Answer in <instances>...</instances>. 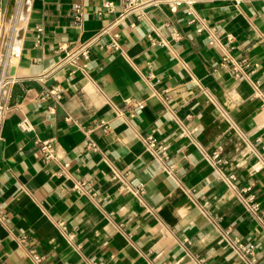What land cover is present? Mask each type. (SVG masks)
Segmentation results:
<instances>
[{
    "label": "crops",
    "instance_id": "obj_1",
    "mask_svg": "<svg viewBox=\"0 0 264 264\" xmlns=\"http://www.w3.org/2000/svg\"><path fill=\"white\" fill-rule=\"evenodd\" d=\"M25 1L7 37L0 0V264H35L31 250L42 264H264V222L242 194L264 209V0L118 24L125 0ZM226 53L259 65L261 90Z\"/></svg>",
    "mask_w": 264,
    "mask_h": 264
},
{
    "label": "built area",
    "instance_id": "obj_2",
    "mask_svg": "<svg viewBox=\"0 0 264 264\" xmlns=\"http://www.w3.org/2000/svg\"><path fill=\"white\" fill-rule=\"evenodd\" d=\"M197 0H125L122 6V11L116 20L115 24H118L123 19H125L127 16L140 11V10H146L151 8H162L164 6L168 7L171 12H176L181 8H186L189 11H193L194 6L196 5ZM105 9L109 12H112L114 10V5L112 3H108L105 5ZM76 16L77 18L80 17V8H75ZM118 33L113 34V38H118ZM80 53L78 55L81 56H87L88 50L80 49ZM69 57L72 59H75L78 57L77 53H69ZM231 64L230 69L232 71V74L236 78L241 79H247L252 82V85L254 88L259 91L261 90V83L257 80H252L255 73L258 71L259 65L257 63H250L247 59H234L229 53H226L222 60V65L227 66ZM8 84L7 81H4L0 79V92L2 88ZM128 104L131 105L136 110H141L143 108V104L129 100ZM144 142L147 146V149L155 155L159 160H161L164 163L168 164L169 170L173 168V165L169 163L170 157L168 155L167 146L164 145L162 142H160L155 135H148L144 138ZM38 145L40 146L44 157L46 159H51L54 157L55 148L54 143L51 140L48 141H39ZM212 160L214 164L220 168L221 166L225 165L227 161L223 158H221L217 153L212 156ZM232 180H235L234 176H231ZM250 188L242 189V194L245 203L247 204L248 208L250 209L251 213L254 215V217L264 222V209L260 205V203L257 202L256 196L250 192ZM4 216L1 214V203H0V218H3ZM253 249V247H251ZM32 259L35 264H42V257L36 253L35 250L30 251Z\"/></svg>",
    "mask_w": 264,
    "mask_h": 264
},
{
    "label": "rangeland",
    "instance_id": "obj_3",
    "mask_svg": "<svg viewBox=\"0 0 264 264\" xmlns=\"http://www.w3.org/2000/svg\"><path fill=\"white\" fill-rule=\"evenodd\" d=\"M24 0H17V6H16V9H15V12H14V16L8 20V22H11L10 24L7 25V28L4 30V33L7 37H9L11 35V28L14 27L16 24H18L19 22V18H20V10H21V15L22 17H25L24 13H23V8H24V4L25 2L23 3ZM23 3V4H22ZM18 32H19V29L16 31L15 33V39L17 40V36H18Z\"/></svg>",
    "mask_w": 264,
    "mask_h": 264
},
{
    "label": "bare ground",
    "instance_id": "obj_4",
    "mask_svg": "<svg viewBox=\"0 0 264 264\" xmlns=\"http://www.w3.org/2000/svg\"><path fill=\"white\" fill-rule=\"evenodd\" d=\"M28 1H25V4H24V8H23V13L24 15H26L27 13V10H28ZM16 6H17V0H11V3H10V8H9V11L7 13V19L10 20L13 16H14V12H15V9H16ZM24 18V17H23ZM20 35H21V29L19 30L18 32V36H17V40H19L20 38Z\"/></svg>",
    "mask_w": 264,
    "mask_h": 264
}]
</instances>
